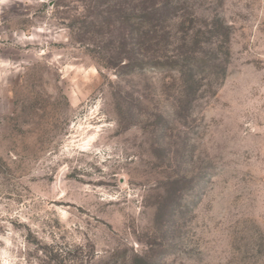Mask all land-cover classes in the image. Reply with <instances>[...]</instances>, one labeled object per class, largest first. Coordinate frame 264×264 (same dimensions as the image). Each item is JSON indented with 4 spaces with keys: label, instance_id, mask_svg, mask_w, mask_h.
Instances as JSON below:
<instances>
[{
    "label": "rangeland",
    "instance_id": "rangeland-1",
    "mask_svg": "<svg viewBox=\"0 0 264 264\" xmlns=\"http://www.w3.org/2000/svg\"><path fill=\"white\" fill-rule=\"evenodd\" d=\"M94 2L0 0V264H264V0Z\"/></svg>",
    "mask_w": 264,
    "mask_h": 264
},
{
    "label": "trees",
    "instance_id": "trees-1",
    "mask_svg": "<svg viewBox=\"0 0 264 264\" xmlns=\"http://www.w3.org/2000/svg\"><path fill=\"white\" fill-rule=\"evenodd\" d=\"M93 4L96 5L97 0H95ZM162 5L163 4L161 5L159 4V5H156L155 7H148V8L143 7V5H137L136 10H132V12L129 13L130 15L122 11L123 16L121 15L120 16L123 18L128 17V19H126V23L130 25V28H132L131 36L133 37V40H134V43L132 45L128 44V47H127V43H125V39H124L126 36H123V40L120 44L122 50H125V48L126 49L128 48L130 51L137 52V53L140 50L146 51L147 49L155 50L159 52H163L165 50V48L167 47L166 40L168 38V35L165 34L162 28H160L161 26L156 25V23L159 25L161 24V18H158V17L161 14L160 12L166 8L165 6L160 8V6ZM178 24L180 25V23ZM174 40L175 42H178L179 39L174 38ZM213 44H208L207 46L211 47ZM221 51H222L221 47H219V52ZM115 54H116L115 57H118V58L120 57L121 53H119V51L117 50V47H115ZM216 54L217 53H215V50H211V59L210 61H208V62H211L210 64L214 66L219 60L216 57ZM223 55L225 56V53H223ZM186 59H188V57H186ZM118 60H119L118 63L122 64L121 65L122 67H128L129 63L125 61L126 59H121L120 57V59ZM143 60L145 59H141L138 62L136 61L137 63H134L133 65L137 66L138 68H154V67H159L162 64V63H159L158 59H156L155 61H150L149 59H146L145 61ZM172 61L174 64L178 65L179 59L172 60ZM168 64H171V63L169 62ZM177 74L181 78L183 76V81L181 80L183 82L182 93L186 95L189 94L191 91L190 87L194 83L195 76L193 77V74L184 76L178 72V69H177Z\"/></svg>",
    "mask_w": 264,
    "mask_h": 264
}]
</instances>
